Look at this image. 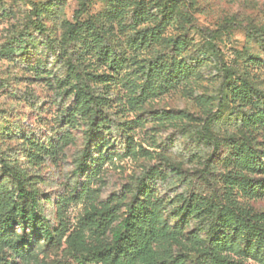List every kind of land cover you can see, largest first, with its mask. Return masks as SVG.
Segmentation results:
<instances>
[{
  "label": "rangeland",
  "instance_id": "374dc122",
  "mask_svg": "<svg viewBox=\"0 0 264 264\" xmlns=\"http://www.w3.org/2000/svg\"><path fill=\"white\" fill-rule=\"evenodd\" d=\"M0 159V264H264V0H0Z\"/></svg>",
  "mask_w": 264,
  "mask_h": 264
},
{
  "label": "trees",
  "instance_id": "16d2710c",
  "mask_svg": "<svg viewBox=\"0 0 264 264\" xmlns=\"http://www.w3.org/2000/svg\"><path fill=\"white\" fill-rule=\"evenodd\" d=\"M0 164H1V167H2L3 170L8 171V168L5 165L4 160L0 159ZM8 172H9L10 176L16 182L17 199L23 205L21 208L18 209V214L22 217V219L27 221L28 218L26 217L24 205L26 203H28L31 206V208H33L35 206L36 196L33 193L27 191L24 188L23 180H22L21 176H19L17 174H14V173H11L10 171H8ZM136 214H137L136 208L135 207L134 208H130L128 213H127V215H126V217L124 218V220L121 223V229L124 231V233H122V232L114 233V235H113L114 243H113L112 247L110 248V250L112 252H114V254H118V253L121 252L122 244L125 242L128 233L130 235H132V236L135 234V230H136V227H137V225H136V222H137V218L136 217H137V215ZM33 220H32V223H34ZM7 226L8 227L12 226V223H8ZM234 230L237 231V233L239 232V229H237V228L234 229ZM255 237L256 238L258 237L259 241H258L257 245H253V247L255 249L256 248L260 249L261 248V243L263 244V242H264V238L259 233L255 234ZM211 247L209 248V252H213V247L212 248ZM110 250L105 251V253L106 254L111 253V252H109ZM115 256H117V255H115ZM218 264H220V263H218Z\"/></svg>",
  "mask_w": 264,
  "mask_h": 264
}]
</instances>
